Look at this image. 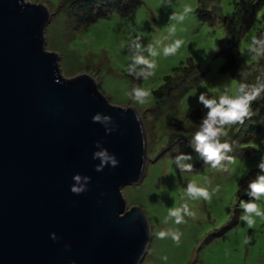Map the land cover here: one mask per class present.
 <instances>
[{
  "label": "rangeland",
  "instance_id": "374dc122",
  "mask_svg": "<svg viewBox=\"0 0 264 264\" xmlns=\"http://www.w3.org/2000/svg\"><path fill=\"white\" fill-rule=\"evenodd\" d=\"M28 1L41 2L48 9L44 48L57 53L59 72L66 77L91 75L110 103L132 106L140 115L146 154L143 172L136 182L120 188L127 207L138 206L149 226L148 242L138 264H264V219L257 217L251 228L239 220V199H250L248 182L259 171L256 165L264 155V107L254 121L256 131H249L246 124L238 128L239 144L232 154L236 163L225 162V171L203 164L188 137L197 130L205 111L197 102L200 92L215 96L225 87L235 91L232 82L236 79L226 69L220 52L225 34L221 19L236 20L240 0H138L124 13L109 9L91 21L83 19L108 0ZM185 8L193 11L185 13ZM170 15H185V20L170 21ZM172 24L176 32L169 35ZM262 34L264 3L255 9L237 43L236 55L242 70L250 73L248 80L263 69L247 52L252 36ZM135 36L160 52L157 57H148L157 67L147 80L126 72L131 62L128 44ZM177 39L183 41L181 47L175 55L165 57L163 47ZM134 86L152 91L149 103L140 105L129 97ZM167 86L172 88L169 96L156 105L154 91H165ZM176 149L191 154L192 172H180L173 163ZM191 181L210 192L214 188L218 191L208 201L188 199L184 189ZM237 183L240 189L235 194ZM235 195L238 199L234 204ZM183 203L197 217H185L184 224L175 225L167 217L168 210ZM168 228L182 233L179 246L170 237H157L160 230Z\"/></svg>",
  "mask_w": 264,
  "mask_h": 264
},
{
  "label": "water",
  "instance_id": "95a60500",
  "mask_svg": "<svg viewBox=\"0 0 264 264\" xmlns=\"http://www.w3.org/2000/svg\"><path fill=\"white\" fill-rule=\"evenodd\" d=\"M48 17L41 2L0 0V264H138L149 226L120 188L143 172L140 115L110 103L91 75L59 72L44 48ZM97 112L112 117L110 134ZM97 140L118 167L94 170ZM77 172L91 177L80 195L69 190Z\"/></svg>",
  "mask_w": 264,
  "mask_h": 264
},
{
  "label": "clouds",
  "instance_id": "9594fccd",
  "mask_svg": "<svg viewBox=\"0 0 264 264\" xmlns=\"http://www.w3.org/2000/svg\"><path fill=\"white\" fill-rule=\"evenodd\" d=\"M185 13L192 12L191 8H185ZM169 20H175L177 23L185 20V15H170ZM176 32L175 24L169 28V35ZM140 36L130 38L128 49L131 52V62L127 65L126 72L136 79H145L154 75V70L157 64L154 59L148 57H157L160 52L152 45H144L141 42ZM183 41L175 40L171 44L163 47V55L165 57L175 55L181 47ZM247 52L254 60L264 57V34L252 36L251 43L247 48ZM147 53V55H145ZM241 80L239 82L233 80L235 91L232 88L225 87L215 96H209L202 91L197 96V102L205 110L198 124V128L192 134L190 142L191 147L198 154L203 164L209 165L217 171H225L226 163L235 164L236 158L230 153L234 152L235 141L230 137V129L236 125L243 126L246 120L251 119L253 113L252 104L261 97H264V72L257 75L254 82H247L250 73L241 71ZM129 97L140 105H145L152 98V91L134 86L128 93ZM189 109L191 105L188 106ZM93 123H100L104 126L106 134H110L115 129L112 117L109 114L97 112L91 117ZM111 125V127L109 126ZM95 143V150L92 153L93 160H99V163L94 165V170L101 172L106 167L115 168L119 166V160L114 153H110L107 148L103 147L100 140ZM259 146L257 145V148ZM177 155L173 158V163L180 172H192L194 166L191 161L192 157L189 153L180 152L176 149ZM256 167L259 171L255 177L248 182L247 195L248 200L239 199V207L242 209V214L239 220L253 227L257 220L256 218L264 219V155H261ZM73 183L69 186V190L80 195L87 191V185L91 182V177L74 173L72 176ZM240 186L237 183L235 186V194L239 191ZM218 191V188L209 191L208 187L199 186L195 181L188 182L184 189V196L191 200L212 199L213 193ZM238 197L235 195L236 203ZM168 218H172L175 225L184 224L185 217L195 219L197 213L192 210L187 203H183L178 207L169 208L167 213ZM167 223V219L165 220ZM182 233L178 228H168L160 230L157 233L159 239L170 237L172 241L179 246L181 243ZM53 240H57L55 232L50 233ZM247 242V241H245ZM68 245H65L67 248Z\"/></svg>",
  "mask_w": 264,
  "mask_h": 264
},
{
  "label": "trees",
  "instance_id": "16d2710c",
  "mask_svg": "<svg viewBox=\"0 0 264 264\" xmlns=\"http://www.w3.org/2000/svg\"><path fill=\"white\" fill-rule=\"evenodd\" d=\"M61 1H69V0H61ZM137 2L138 0H108L103 4L97 5L94 9L92 8L87 13L88 16L83 20L91 21L98 16L106 14L109 9H114L117 12L124 13L127 10L131 9ZM262 3H264V0H240V5L237 7L236 20L234 19L229 20L224 17H222L221 19L222 23L225 26V34H224V39L222 40L221 43L220 52L225 57L224 65L226 69L231 73V75L234 77V79H236L237 82L241 80V76L239 73L243 71L242 62L241 60H239V58L236 55V48L239 40V35L249 25L255 9H257V7ZM90 7L86 6V9H89ZM260 31L258 32V34H261ZM257 37H259V35H257ZM261 64L263 65L262 72H264V57L258 58L257 66H260ZM262 72L258 73L257 75H260ZM256 76L251 80H248L247 82H254ZM171 90H172L171 86H167L165 91H160L159 89L154 91L156 97L155 104L157 105L158 103H164L165 98L169 96ZM263 107H264V97H261L252 104V109L254 114L252 115L251 119L246 120L244 123L247 125L246 127L249 131L257 130L254 121L256 120V116L258 115V112ZM239 127L241 126L236 125L230 129V133H229L230 137L232 140L235 141L233 147L236 146V144H239V138H237L238 135L237 131H239L238 130ZM193 133L194 131L189 133L188 137L192 139ZM234 153L235 151L233 153H230V155Z\"/></svg>",
  "mask_w": 264,
  "mask_h": 264
}]
</instances>
